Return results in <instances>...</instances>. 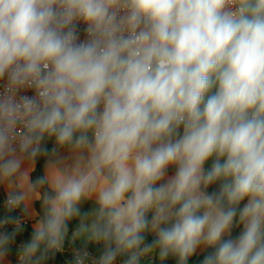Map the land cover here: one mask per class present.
<instances>
[{"label":"clouds","instance_id":"9594fccd","mask_svg":"<svg viewBox=\"0 0 264 264\" xmlns=\"http://www.w3.org/2000/svg\"><path fill=\"white\" fill-rule=\"evenodd\" d=\"M0 264H264V0H0Z\"/></svg>","mask_w":264,"mask_h":264},{"label":"crops","instance_id":"0c3cea01","mask_svg":"<svg viewBox=\"0 0 264 264\" xmlns=\"http://www.w3.org/2000/svg\"><path fill=\"white\" fill-rule=\"evenodd\" d=\"M210 163V162H209ZM174 173V169H169V175ZM239 231V229H237Z\"/></svg>","mask_w":264,"mask_h":264},{"label":"trees","instance_id":"16d2710c","mask_svg":"<svg viewBox=\"0 0 264 264\" xmlns=\"http://www.w3.org/2000/svg\"><path fill=\"white\" fill-rule=\"evenodd\" d=\"M211 190V189H210ZM238 232V230H234V235Z\"/></svg>","mask_w":264,"mask_h":264}]
</instances>
